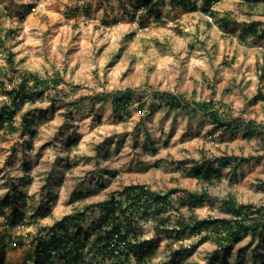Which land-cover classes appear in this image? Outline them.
<instances>
[{"label":"rangeland","instance_id":"374dc122","mask_svg":"<svg viewBox=\"0 0 264 264\" xmlns=\"http://www.w3.org/2000/svg\"><path fill=\"white\" fill-rule=\"evenodd\" d=\"M212 10L187 12L178 0H0V202L8 199L0 206V232L21 237L20 245L7 237L0 243V264H32L36 239L55 223L130 184L156 192L205 189L208 198L194 209L199 219L225 216L220 199L264 205V142L243 137L249 120L264 133V101L251 102L262 84L264 0H220ZM223 16L231 30L218 26ZM243 22L257 26L259 39L239 36ZM33 75L43 80L36 89ZM21 85L26 101L12 107L9 91ZM119 91L131 92V104L117 113L104 95ZM162 92L211 100L240 125L229 135L207 112L170 109L159 98L149 107ZM24 116L34 138L21 134ZM205 153L253 159L207 185L179 166L191 167ZM181 214L189 215L186 207ZM100 215L98 208L86 213L82 233L89 239L67 264H139L103 250ZM140 225L141 237L153 239L144 264H161L179 249L178 264H206L216 248L203 233ZM248 243L249 237L236 243L227 264L240 250L242 264H264V244ZM48 263L65 264L58 255L42 262Z\"/></svg>","mask_w":264,"mask_h":264},{"label":"trees","instance_id":"16d2710c","mask_svg":"<svg viewBox=\"0 0 264 264\" xmlns=\"http://www.w3.org/2000/svg\"><path fill=\"white\" fill-rule=\"evenodd\" d=\"M220 0H200V5L197 0H178V3L185 11L193 12L198 8L203 13L214 14L212 10L213 4ZM148 1L144 2L147 6ZM153 10V7H150ZM157 17H159L158 13ZM218 26L223 30L228 29L232 22L227 17H220L217 21ZM259 29L252 23L243 22L239 36L244 38L247 34H251L252 42L259 39ZM259 82L264 84V63L258 68ZM33 75L34 85L32 88H37L42 85L43 80ZM57 83L56 80H54ZM259 86L257 93L251 98V102L264 101V93ZM27 87L21 85L17 88H12L9 91L11 97V106H20L25 103L27 95H25ZM131 92H117L104 95V99L110 98L114 107V111L119 113L121 108H127L131 104ZM164 101L170 109L187 108L194 111L195 114L207 112L217 128L225 127V129L233 131L239 127V118L225 115L219 110L214 103L209 101H187L182 96H174L167 92L153 94L148 103L149 107L158 105L155 103L156 99ZM122 103V104H121ZM188 104V105H187ZM145 102L139 103L137 108L139 110L144 107ZM122 106V107H121ZM8 112V111H7ZM261 124V123H259ZM258 124V125H259ZM263 124V123H262ZM32 122L27 120V117L22 118L21 134L27 133L30 138L36 135L35 130L30 129ZM253 120L247 121L244 128L246 132L243 137L250 139L257 137L261 142H264V133L254 127ZM74 140L71 145H76ZM70 143L67 147L71 146ZM28 149L32 148L31 144L27 145ZM99 148V147H98ZM97 148V149H98ZM231 158H205L200 161H193L191 167H184L179 163L182 170L188 174H194L198 181L213 185L218 183L222 178L221 169L231 167L236 170L245 158H234V162L230 163ZM67 164V163H66ZM69 166V164H67ZM16 188V187H15ZM180 190L170 189L166 192H156L147 188L142 184H130L123 186L120 190L114 191L110 196L97 204H88L73 211L72 214L64 216L60 221L55 223L47 235L40 236L36 239L33 255L31 256L32 264H42L44 261H49L52 255H58V260L67 264L69 257L79 256L78 251L82 248V238L89 239V235H83L84 226L82 222L85 220L86 213L96 208L99 209L101 215L95 221L97 226L98 243L104 247V251L110 253L112 256L120 254L119 251L125 253V256L131 255L133 259L139 263L144 264V260L148 253L152 250L153 239H144L141 237L140 228L142 221H153L158 227L165 228L174 225L178 232L191 231L194 235L204 234L202 240L211 239L216 248L209 254L206 264H227L228 257L231 256L232 247L238 243L242 238L249 237L251 242L257 240L260 244H264V206H254L252 204L235 203L230 199H221L220 207L230 214L228 218H207L199 219L194 214V209L208 194L205 189L201 193H193L187 191H180L181 195L173 196ZM7 197L0 202V206H7ZM186 207L189 215L180 216V208ZM138 214L141 217H137ZM40 214V212H39ZM16 211L11 212L10 224H16ZM177 215V216H176ZM178 218V219H174ZM11 240L14 244H21V237H12L6 235V232H0V243L5 238ZM259 244V245H260ZM248 247H245L247 249ZM182 249L174 251L169 259L161 264H178V258ZM75 252V253H74ZM242 250L236 253L233 258L234 264H242ZM117 260H120L119 256ZM44 260V261H43ZM50 263V262H49ZM48 263V264H49ZM115 264H120L115 262Z\"/></svg>","mask_w":264,"mask_h":264},{"label":"crops","instance_id":"0c3cea01","mask_svg":"<svg viewBox=\"0 0 264 264\" xmlns=\"http://www.w3.org/2000/svg\"><path fill=\"white\" fill-rule=\"evenodd\" d=\"M228 133H229V135L231 134V133H233V132H236L235 130L234 131H231V130H228L227 131ZM218 134H221V132H219ZM204 156V157H203ZM220 157H227V158H231V160H230V163L232 164L233 162H234V158H237V159H239V158H245V159H247L245 162H242L241 163V165L236 169V170H233L231 167H227V168H222L221 169V173H222V176L225 174V172L227 171V172H230V173H232V171L233 172H236L237 170H239L240 168H241V166L243 165V164H245V165H247V164H249L250 162H252V157H247V156H244L243 157V155H241V154H239V155H237V154H235V153H220V154H216L215 156H208V154H203L202 155V159H205V158H220ZM237 173V172H236ZM221 180H222V178H221ZM221 180L219 181V182H221ZM218 182V183H219ZM227 199V198H226ZM221 200V199H220ZM243 204H252V203H243ZM219 205H220V203H219ZM252 205H254V206H256L255 204H252ZM264 206L263 204H258L257 206ZM219 209H220V211L225 215V216H222L221 218H228L229 216H230V214L229 213H227L225 210H223V208H221V207H219Z\"/></svg>","mask_w":264,"mask_h":264}]
</instances>
